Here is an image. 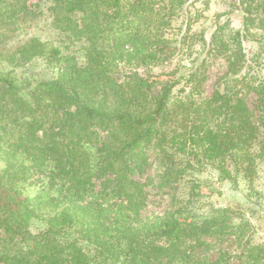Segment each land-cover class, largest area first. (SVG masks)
<instances>
[{"label": "trees", "instance_id": "trees-1", "mask_svg": "<svg viewBox=\"0 0 264 264\" xmlns=\"http://www.w3.org/2000/svg\"><path fill=\"white\" fill-rule=\"evenodd\" d=\"M224 1L240 27L216 13L208 40L206 0H0V264H228L207 254L226 239L264 264L251 218L204 209L196 176L252 196L264 163V60L244 47L264 50V0ZM151 150L173 207L147 218Z\"/></svg>", "mask_w": 264, "mask_h": 264}, {"label": "rangeland", "instance_id": "rangeland-1", "mask_svg": "<svg viewBox=\"0 0 264 264\" xmlns=\"http://www.w3.org/2000/svg\"><path fill=\"white\" fill-rule=\"evenodd\" d=\"M224 0H206L204 3H194L191 7L193 11L198 10L199 16L193 24V29L197 31H203L205 37L210 40L212 32L214 30V20L216 13H226L221 18L222 21L230 19L232 25L236 28L240 27L241 16L238 11H231L229 6L224 3ZM245 49L249 55H256L259 59L264 60V50L260 48V45L253 40L245 42ZM81 53V52H80ZM79 53V54H80ZM32 73L39 75H45L48 71V66L44 62L37 61L32 68ZM226 70V63L222 60H216L211 68V77L208 80L207 90H212V84L215 82L219 75L224 74ZM100 136L104 137L105 133L100 131ZM147 155L152 160L151 165L147 171L137 176L142 181L147 182L148 200L147 206L143 211L144 217L151 218L156 215H162L167 210L173 207V200L168 193L167 186L160 185L162 180L160 176V168L158 163L153 159L154 155L152 150L147 152ZM4 166V162L0 160V171ZM35 173V179L42 177V174ZM205 184L202 187L201 203L204 209H207L211 205L213 206H231L237 210L243 211L248 217L251 218V222L255 229L254 239L256 242L264 243V163L259 166L258 175L254 181V193L252 196H246L250 191V188L241 182L239 186H234L229 181H222L218 179L217 174L213 170H202L196 175ZM97 181V180H96ZM96 189H100L99 181L96 182ZM40 189V182L36 181L33 184H26V190L34 194ZM253 197V198H252ZM45 224L40 221H34L31 227L33 232H41L45 229ZM215 247L208 249L207 254L214 260L217 258V250L223 249L225 256L223 261H228V264H240L235 258L234 245L229 243V240L214 241Z\"/></svg>", "mask_w": 264, "mask_h": 264}]
</instances>
